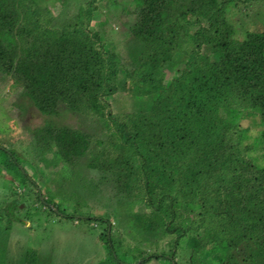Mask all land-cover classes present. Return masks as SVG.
<instances>
[{
  "label": "trees",
  "instance_id": "trees-1",
  "mask_svg": "<svg viewBox=\"0 0 264 264\" xmlns=\"http://www.w3.org/2000/svg\"><path fill=\"white\" fill-rule=\"evenodd\" d=\"M237 4L0 0V78L23 98L11 109L23 115L33 106L51 117L32 130L27 153L44 174L60 167L75 174L86 162L108 185L85 187L107 193L131 231L158 244L194 240L201 249L190 244L193 253H210L195 264H264V19L257 12L242 31L230 16ZM118 21L117 32L129 37L127 59L109 46ZM130 75L142 107L122 118L107 98L125 90ZM63 113L80 126L59 123L54 116ZM15 156L7 153L5 163L23 189L37 163L31 158L28 171ZM104 217L119 259L118 221L110 211ZM22 264H37L36 255L27 251Z\"/></svg>",
  "mask_w": 264,
  "mask_h": 264
},
{
  "label": "rangeland",
  "instance_id": "rangeland-1",
  "mask_svg": "<svg viewBox=\"0 0 264 264\" xmlns=\"http://www.w3.org/2000/svg\"><path fill=\"white\" fill-rule=\"evenodd\" d=\"M61 5L62 2H58L55 6ZM257 12H260L264 19V1L238 0L237 6L232 7L230 16L233 21L240 22L238 25L244 31L250 27V21L255 19ZM106 20L105 16L100 18L102 23ZM112 26L116 31L108 28L109 46L127 59L129 37L120 31L117 32L124 29V25L118 21ZM128 78L129 84L125 90H119L111 98H107L111 100L113 113L122 118L131 116L142 107L132 95V83L136 77L130 75ZM169 78L171 76H168ZM20 92V88L11 80L3 82L0 78V264H22L27 251L36 255L37 264H174L173 254L177 264H195L192 262L193 257H200L203 261L210 255L209 252L204 256L199 252L193 253L190 244L196 251H199L201 246L187 237L181 238L178 244L173 246L169 241L170 237L161 238L158 244L153 241L158 239H153L149 234L138 232L136 229L131 231L129 226L132 221L123 220L120 214L122 209L115 205V202L108 201L107 193H97L95 190L91 193V190L85 187L87 180H94L99 186L108 185L107 181L101 178L99 171L85 167V160L84 170L75 174L62 167L57 171L52 168L45 169L47 172L44 174V166L39 160L32 158V152H27L30 151L28 146L32 130L44 125L47 117H51L40 113L33 106H28L23 115L15 108L11 109L14 101L23 100ZM54 118L59 123L80 126L77 117L72 114L63 113L61 117ZM258 129L260 128L254 127L253 134L258 133ZM11 151L16 155L14 158L23 161L28 171L32 169L31 158L37 163L38 174L31 170L30 180L23 189L18 187L25 180L18 176V183L21 182L18 184L16 179L14 181V169L9 163H5L6 154ZM22 154L27 155L24 160ZM21 166L22 164H19V167ZM37 184V189L42 193L39 199ZM44 197L48 202L43 200ZM15 198L18 203L21 202L19 206L14 204ZM57 207L62 212L58 211ZM64 209L69 215L63 213ZM141 210L147 209L142 206ZM108 211L111 212L112 218L118 221V227H114L113 238L119 259L115 258L113 249L107 246L104 235L107 225L103 218ZM172 249H175L176 253L172 254ZM126 251L129 255H125ZM152 256L154 258L151 259Z\"/></svg>",
  "mask_w": 264,
  "mask_h": 264
}]
</instances>
